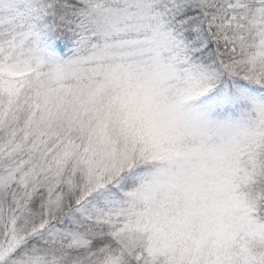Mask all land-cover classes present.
<instances>
[{"label":"snow or ice","instance_id":"6c2138e0","mask_svg":"<svg viewBox=\"0 0 264 264\" xmlns=\"http://www.w3.org/2000/svg\"><path fill=\"white\" fill-rule=\"evenodd\" d=\"M0 264H264V0H0Z\"/></svg>","mask_w":264,"mask_h":264}]
</instances>
